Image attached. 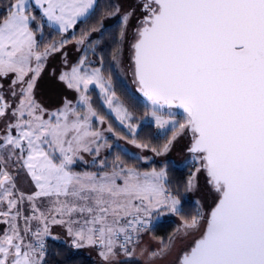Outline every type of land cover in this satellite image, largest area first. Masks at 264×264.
I'll return each mask as SVG.
<instances>
[{
  "label": "snow or ice",
  "instance_id": "1",
  "mask_svg": "<svg viewBox=\"0 0 264 264\" xmlns=\"http://www.w3.org/2000/svg\"><path fill=\"white\" fill-rule=\"evenodd\" d=\"M96 2L9 0L0 17V76L14 73L12 83L21 85L23 97L12 112L16 122L7 125V134L0 137V152H8L6 158L0 155V204L8 205L7 211H0V217L8 219L0 223L9 224V231L0 237V264H41L43 237L49 233L48 217L35 204L33 215L25 220L39 219L44 224L42 230L33 233L36 244L25 245L13 223L20 213L13 214L12 210L25 197L22 193L19 199L14 197L15 181L3 164L16 155V150L17 159L37 189L27 199L54 197L53 224H64L62 217L74 213L87 214L82 224L78 220L67 222L68 234L77 248L99 247L105 261L116 255L121 234L124 241L119 247L130 255V233L147 230L154 215L183 217L180 189L171 190L166 166L144 173L121 168L99 180L92 174L78 175L69 170L77 153L92 151L90 145L101 137L92 129L91 121L96 118L103 124L104 118L98 116L86 95L92 84L100 88L117 120L130 130L132 139L128 142L140 149L149 148L136 140L137 125L131 123L132 115L111 91L110 80L105 81L99 68L82 71L81 60L70 73L60 76L68 88L80 94L86 113L81 114L66 101L63 110L52 113L48 120L38 114L44 110L33 100L32 90L39 76V62L60 49L53 44L43 53L36 50L31 25L37 17L32 13L39 10L50 25H58L64 32L89 17ZM139 7L144 16L132 45L135 80L149 105L146 115L151 116L157 130L172 133L167 143L151 150L156 155L167 154L187 130L191 134L187 151L202 163L184 190L192 191L196 173L203 170L207 183L219 194L206 228L179 264H264V0H140ZM119 12L117 6L107 15ZM131 15L122 16V29ZM87 36L82 34L78 43L83 44ZM33 59L37 61L35 69L31 67ZM29 72L33 76L25 81ZM9 107L0 96V117ZM174 108L183 111V122L175 119ZM13 128L15 136L11 134ZM108 131H112L111 126ZM99 149L97 144V153ZM56 152L60 153L58 163ZM119 177L123 186L116 183ZM202 219L200 213L184 219L185 234L200 229ZM122 220H126L123 225ZM72 224L80 227L73 229ZM30 231L25 227L26 234Z\"/></svg>",
  "mask_w": 264,
  "mask_h": 264
},
{
  "label": "rangeland",
  "instance_id": "2",
  "mask_svg": "<svg viewBox=\"0 0 264 264\" xmlns=\"http://www.w3.org/2000/svg\"><path fill=\"white\" fill-rule=\"evenodd\" d=\"M113 7L115 11V7H119L120 12L116 13L112 16H106L102 20L103 27L98 28V31L88 32L87 39L83 44H79L78 41L81 36H76L77 38H67L64 40V44L60 47L59 51L50 52L46 58H42L39 62L41 67L39 71V76L36 77L35 86L32 90V98L36 104L40 106L44 111L38 113L42 115L43 119L48 120L52 113H58L63 110L65 106V102H69L70 107L80 112L81 114L86 113L87 109L84 105L80 103V94L77 93L74 89H70L67 87V84L60 80V76L63 73H70L73 67H77L80 64L81 60H84L83 70L92 71L93 69L99 68L101 73L105 79V81H109L111 83V91L115 92L116 98L120 103L123 104L124 107L127 108L128 112L132 115V120L135 115L129 110L127 106L123 103V100L119 98L118 93L115 90L113 79L111 75L105 73L103 71V65H101L102 60L98 56V52L103 48L104 42L103 34L105 31L111 32L110 30L120 27L121 32L123 31V39H121L120 32V46L116 52L115 61H116V69L117 74L120 79L125 81L129 86L133 93H135V86L131 83L130 77V60H129V46L131 43L135 42L136 30L139 27V19L144 15L142 9L139 7V0H112ZM113 11V12H114ZM131 12L132 15L129 18L127 27L122 29L121 20L122 16L125 13ZM91 15V14H90ZM86 19V18H84ZM83 20V19H82ZM81 21V20H79ZM78 21V22H79ZM77 22V23H78ZM76 23V24H77ZM76 24L64 31L62 33L71 32ZM60 31V30H58ZM61 32V31H60ZM35 35V34H34ZM37 51L43 53L45 51H40L38 48V39L35 35ZM100 53V52H99ZM31 67L35 69L37 67V61L33 59L31 61ZM33 76L32 72H29L25 77V81L29 80ZM14 73H9L7 76H0V96L3 97L4 103L10 105L6 110V115L4 117H0V137L5 136L6 127L9 124H14L16 122V118L12 116V112L19 105L20 100L23 98L20 92L21 85L16 84L13 85L12 81L15 79ZM26 87V85H25ZM92 88H96L101 96V100L105 107L108 109L110 113L116 118V113L112 111L107 103L105 102V96L101 92L100 88L96 87L94 84L89 85V90L86 95L89 96V103L92 101V98L89 95V91ZM15 93V95H13ZM147 103V102H146ZM91 104V103H90ZM149 111H146V113ZM173 113H175V119L178 122H183L184 113L179 109H172ZM143 115L140 118V122H152V118L150 115ZM24 119H28L27 116ZM55 118L53 117V120ZM118 123L123 126L128 133L131 134L130 130L126 127V124H121L119 120ZM133 121H131L132 123ZM92 129L95 131H99L101 133V137L97 140L96 144H91L90 147L92 151L85 152L80 151L77 153L74 158L76 164L78 162H84L86 164H94L96 162L102 163L101 158H104L109 152L112 151V148L115 144H121L127 151H130L135 156H139L145 161H156L160 163H166L168 161H172L173 164L179 167H187L191 166V174L196 172V168L201 166V161L198 159H193V155L187 151L190 146L191 134L185 130L183 135L177 137V139L171 145L170 151L165 155H156L155 152L151 150V147L148 149H140L129 143L128 137L126 134L119 133L112 129V131H108L109 123L106 124L104 121L103 124L99 122L96 118H93L91 121ZM134 124V122H133ZM137 125L136 133L139 130L140 125ZM112 128V126H111ZM11 134L13 136L16 135V129L13 128L11 130ZM156 134V133H155ZM165 135V134H164ZM126 137V139H120V137ZM172 136V135H171ZM170 136V138H171ZM169 138V139H170ZM2 143V141H0ZM97 144L100 145L99 152H96ZM26 147V145H25ZM47 150L48 146L44 145ZM153 148V147H152ZM60 157V153L56 152ZM0 155H3L5 158L8 156V152L5 150L0 152ZM19 155V150H16V155L12 157L11 160H7L6 163L3 164L4 170L9 172V174L14 178L15 181V189H13L14 197L19 199L20 194L24 195V199L22 202L17 204V207L13 209V214L19 211L20 215L17 217L13 223L17 224L21 236L24 237V244L27 245L29 243L36 244L37 240L33 233L37 230H42L44 224L39 219H28L25 220L26 217H31L33 215L32 207L35 204V207L39 209L40 212H43L45 216L48 217V229L49 233L44 236L45 239H54L59 242L66 243L72 246L73 254H84L91 259H93L97 264H177L179 259L183 256V254L193 246L194 242L200 238L201 232L206 228V220L218 200V193L211 188V185L207 183L206 173L201 170L196 173L195 178V186L192 191H189L190 198L193 202H195L199 207V213L202 214L203 219L201 220V228L194 231L188 232L185 234L183 229L184 220H182L179 216L173 215L171 213H166L164 215L156 216L154 215L151 223L149 224L147 230L137 233V238L133 244L128 246L127 251L130 255H126L124 250L119 247V241L117 240V247L115 248L116 255L114 257H110L109 260L105 261L100 256L101 249L99 247H75L73 245V237L68 234V221L70 220H78L80 224L83 223L84 219L87 218V214L83 216L79 213H74L71 217L64 216L62 219L65 221L64 224H53L51 223L52 217L55 215L54 212L51 211L54 207V197H40L34 201H29L27 199L28 196L34 195L37 191L35 184L31 181V178L27 175L26 171L22 168V161L17 159ZM71 164L70 166H72ZM69 170L78 175H83L85 173L92 174L99 180L102 176L108 175L111 176L112 173L103 174L98 176L95 173L85 172L79 173ZM133 169V168H132ZM157 170V169H156ZM119 171V170H118ZM138 171V170H137ZM152 171V170H151ZM145 171V172H151ZM158 171V170H157ZM112 172V171H111ZM140 172V171H138ZM144 173V172H140ZM120 181V182H119ZM123 178L119 177L116 179L117 185L123 186ZM64 198L61 197V200ZM70 199V198H69ZM8 205L7 203L0 204V211H7ZM38 216L39 213H36ZM60 219L61 217H57ZM8 219L6 217H0V221ZM130 219V218H129ZM162 219L170 220L175 219L179 223V229L171 237L168 241L160 240L154 238L149 229L155 222L162 221ZM24 220V222H22ZM126 220L121 221V225L125 224ZM80 224H72L73 229L80 227ZM25 227L31 229L27 234L24 232ZM9 231V224L0 223V237L4 235L5 232ZM44 259V256H43ZM42 259V261H43Z\"/></svg>",
  "mask_w": 264,
  "mask_h": 264
},
{
  "label": "trees",
  "instance_id": "3",
  "mask_svg": "<svg viewBox=\"0 0 264 264\" xmlns=\"http://www.w3.org/2000/svg\"><path fill=\"white\" fill-rule=\"evenodd\" d=\"M9 4V0H0V17L6 11ZM112 0H97L95 8L91 15L86 19L79 21L75 28L71 32L62 33L50 25L46 18L43 17L39 10H35L32 14L36 15L37 19L32 22V29L38 39V48L40 51H45L46 48L55 44L58 46L67 38H77L76 36H82L84 33H88L93 28H100L102 20L107 16L109 10L114 11ZM111 32L105 31L103 34L104 45L98 52V56L101 58L103 65V71L111 75L113 84L119 98L123 100L125 106L135 115L133 117L134 124H139V130L136 133V140L140 143H146L149 147L159 148L163 144L167 143L168 139L172 135L169 131L163 136H157L155 134V124L152 122H140V118L146 113L149 108L148 103L138 93L136 87L138 86L134 76V63L132 48L133 43L129 46V60H130V77L131 83L135 86V93L130 89V86L119 78L116 69L115 54L120 46V32L121 28L118 26ZM89 95L92 98L90 101L92 108L96 111L98 116L103 117L104 121L112 126V129L119 133L126 134L128 140L132 139V134L121 126L115 117L108 111L101 100V96L96 88H92L89 91ZM132 122V123H133ZM56 156V162H59L58 154ZM102 163L96 162L94 164H86L84 162H78L70 166V169L74 172L85 173L91 172L95 174H103L114 170L133 168L140 172L151 171L153 169L160 170L161 167L167 168L168 183L173 192H176L179 187V198L181 200V208L183 209V217L179 216L182 220L190 219L199 213L198 205L190 198L189 191L184 190L189 177L192 175L191 166L179 167L173 164L172 161L166 163H160L156 161H145L139 156H135L130 151H127L121 144H115L112 151L109 152L104 158H101ZM179 229V223L175 219L155 222L149 229L150 234L160 240L168 241ZM48 249L44 252V259L41 264H97L93 259L84 254H73L72 246L63 242H59L54 239H48ZM134 243V242H133ZM132 243V244H133ZM190 250V249H189Z\"/></svg>",
  "mask_w": 264,
  "mask_h": 264
},
{
  "label": "built area",
  "instance_id": "4",
  "mask_svg": "<svg viewBox=\"0 0 264 264\" xmlns=\"http://www.w3.org/2000/svg\"><path fill=\"white\" fill-rule=\"evenodd\" d=\"M155 133H156V135L157 136H162V135H164V132H161V131H159V130H157L156 128H155ZM132 236H133V240L127 245V248H128V246H130V244H132L135 240H136V233H130ZM43 240H44V252L45 251H47V249H48V242H47V240L46 239H44L43 238ZM118 241H119V243L121 244V243H123V241H124V236L121 234L119 237H118V239H117Z\"/></svg>",
  "mask_w": 264,
  "mask_h": 264
},
{
  "label": "crops",
  "instance_id": "5",
  "mask_svg": "<svg viewBox=\"0 0 264 264\" xmlns=\"http://www.w3.org/2000/svg\"><path fill=\"white\" fill-rule=\"evenodd\" d=\"M97 3V2H96ZM95 8V7H94ZM94 10V9H93ZM54 28H56L57 30H59V26L58 25H52ZM128 169V168H127ZM127 169H125V170H127ZM120 170V169H119ZM114 171H118V170H114ZM109 173H113V171L111 172H105V173H103V174H109ZM103 174H100V175H98V176H101V175H103ZM120 182V181H119ZM22 222H24V220L22 221Z\"/></svg>",
  "mask_w": 264,
  "mask_h": 264
},
{
  "label": "water",
  "instance_id": "6",
  "mask_svg": "<svg viewBox=\"0 0 264 264\" xmlns=\"http://www.w3.org/2000/svg\"><path fill=\"white\" fill-rule=\"evenodd\" d=\"M133 57H134V54H133ZM133 63H134V59H133ZM134 67H135V65H134ZM137 88V91H138V86L136 87ZM138 93L141 95V97L146 101V99L143 97V95L138 91ZM147 102V101H146ZM148 103V102H147ZM179 110H181V109H179ZM182 111V110H181ZM215 207V205L213 206V208ZM212 208V209H213ZM210 215V214H209ZM199 239V238H198ZM193 246H194V244H193ZM177 264H179V262L177 263Z\"/></svg>",
  "mask_w": 264,
  "mask_h": 264
},
{
  "label": "flooded vegetation",
  "instance_id": "7",
  "mask_svg": "<svg viewBox=\"0 0 264 264\" xmlns=\"http://www.w3.org/2000/svg\"><path fill=\"white\" fill-rule=\"evenodd\" d=\"M139 1H140V0H139ZM143 16H144V15H143ZM143 16H142V17L139 19V21H138V22H139V25H140V21L143 19Z\"/></svg>",
  "mask_w": 264,
  "mask_h": 264
}]
</instances>
